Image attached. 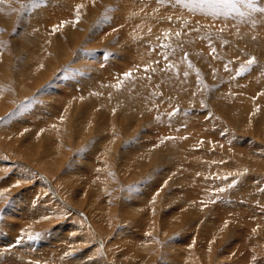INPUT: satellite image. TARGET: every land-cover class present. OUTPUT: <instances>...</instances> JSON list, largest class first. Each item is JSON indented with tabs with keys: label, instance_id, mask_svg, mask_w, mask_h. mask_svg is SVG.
I'll return each instance as SVG.
<instances>
[{
	"label": "rangeland",
	"instance_id": "obj_1",
	"mask_svg": "<svg viewBox=\"0 0 264 264\" xmlns=\"http://www.w3.org/2000/svg\"><path fill=\"white\" fill-rule=\"evenodd\" d=\"M77 1L95 14L75 6L62 24L48 10L67 0H0V117L15 112L0 122V264H264V14L245 0ZM134 4L158 25L144 48L120 29ZM87 56L102 70L89 87ZM39 242L50 253L31 259Z\"/></svg>",
	"mask_w": 264,
	"mask_h": 264
},
{
	"label": "bare ground",
	"instance_id": "obj_2",
	"mask_svg": "<svg viewBox=\"0 0 264 264\" xmlns=\"http://www.w3.org/2000/svg\"><path fill=\"white\" fill-rule=\"evenodd\" d=\"M55 1H57V0H55ZM59 1V0H58ZM72 1H75V2H72ZM128 1V2H127ZM54 2V1H53ZM67 2H68V5H59V7H52V9H50V10H48V13H49V17H48V19H53V18H55L56 17V15H58V14H60L61 13V15L60 16H57V18H56V20H58L59 22H64V21H66V16L73 22V23H75L76 21L75 20H77L78 18L77 17H80L81 16V14L83 15V13H85V14H91V15H94L95 14V9H96V7L94 6V5H86V4H83V3H80V2H78L77 0H67ZM66 2V3H67ZM125 2L128 4V5H130V4H132V2L130 1V0H125ZM56 3V2H55ZM63 3V2H62ZM86 3V2H85ZM35 4H38V2L37 3H35ZM44 4H48V2L46 1V2H44V3H41L40 5H41V7H44ZM50 4H52V1H49V5L48 6H50ZM65 4V3H64ZM93 4H94V2H93ZM79 5H83V7L82 8H79V9H77V10H79L80 11V13L81 14H77V12H75L74 14H76L77 15V17L75 16V17H72V15H73V12L72 11H74V10H76V8H73V7H75V6H79ZM135 6H132V7H127L126 8V11L124 12V14H123V21H121L120 22V25H121V31L123 32V33H125V31H127L126 33L128 34V33H130V32H133V33H135L134 35H136L135 37L137 38V40H138V43H137V45L138 46H140L141 48H144V47H146V46H149L148 44L146 45V43H145V41L142 39V40H140L139 39V35L140 34H142V35H144V39L146 38V42H149V37L150 38H152L151 37V33L152 32H150V34H147V32H142V31H144L143 29H147V28H150V27H152V24H153V28H151L152 30H154V28L156 29L157 27H158V25H156L155 23H151V21H150V18L148 19L149 20V22H145V21H143L142 19H141V17H142V15H141V13L139 12V10H135V9H137L138 8V5L137 4H134ZM65 6H69L68 7V9L65 11ZM88 6V7H87ZM95 8H94V7ZM37 7H40L39 5H37L35 8H37ZM35 8H33V9H35ZM39 10V9H38ZM97 10V9H96ZM34 11H36V9L35 10H33V12ZM70 11V12H69ZM83 12V13H82ZM91 12V13H90ZM35 14H33V15H35V17L39 14L40 15V13H41V11L40 12H34ZM36 13H37V15H36ZM71 13H72V15H71ZM84 14V15H85ZM119 14V13H118ZM142 14L144 15V17L146 16V14L144 13V11H142ZM48 15V14H47ZM83 15V16H84ZM32 16V15H31ZM42 16V15H41ZM120 16H121V18H122V14H120ZM38 17V16H37ZM43 17V16H42ZM84 17H86V16H84ZM77 18V19H76ZM81 18H83V17H81ZM80 18V19H81ZM38 19V18H37ZM88 19V18H87ZM91 19V18H90ZM45 20H47L46 18L45 19H42V21H45ZM74 20V21H73ZM84 21H80L79 22V24H77V26H78V28H77V32H78V30H80V32L79 33H81V32H83L84 31V23H83ZM57 22L56 21H54V23L53 24H56ZM92 30V29H91ZM135 31V32H134ZM119 35H120V32H119ZM155 38V37H154ZM110 39V38H109ZM112 39V38H111ZM112 40H116V41H121L122 39L120 38V36H118V37H116V38H113ZM111 43V42H110ZM109 43V44H110ZM115 42H113V44H114ZM117 43V42H116ZM112 44V45H113ZM115 54V53H114ZM121 55H122V53L121 52H118L117 53V55L116 56H119V57H121ZM114 57H115V55H114ZM111 58H112V56H111ZM80 59H82V58H80ZM113 59V58H112ZM122 59V58H121ZM83 60V59H82ZM84 61V63L86 62V63H89L90 62V64H89V71L88 72H83V74H84V76H85V79H83L82 81H83V85L84 86H87V87H89V86H91V82H92V80H91V78H95L94 77V75L95 76H97V78H99V76L102 74L101 72H102V70L100 69V64H101V62L99 61V60H97V58L96 57H86L85 58V60H83ZM101 61H103V60H101ZM113 64L111 65V69H109L111 72H109V75H112L113 77H116V76H118V72H119V70H118V68H119V62H115L114 60H113ZM27 64H28V67L29 68H31V64L33 63L32 61H31V59H28L27 60V62H26ZM25 63V64H26ZM110 63H112V62H110ZM99 64V65H98ZM84 65V64H83ZM120 65H121V63H120ZM126 65V63L124 64V68H126L127 66H125ZM23 68V67H22ZM22 68H21V70H22ZM25 68H27V67H25ZM28 68V69H29ZM52 68V67H51ZM69 67H67L66 68V70L68 69ZM53 69V68H52ZM121 70H122V67L120 68ZM55 70V68L51 71V73L53 72ZM152 70V69H151ZM127 71H129V69H127ZM126 70H125V72H127ZM29 72V71H28ZM34 73L33 74H31L30 76H27V73L24 75V77H23V80H25L24 81V85H26V86H34V88L39 84V83H41L42 81H44V75H46V74H48V72H46V71H44L43 69H42V67H40V68H37V71H33ZM152 72H154V71H152ZM132 73V72H131ZM138 73V72H137ZM53 74V73H52ZM97 74V75H96ZM135 74V73H134ZM51 74H49V76H50ZM70 75V77H71V74H69ZM138 74H136V76H137ZM92 76V77H91ZM91 77V78H90ZM74 78V77H73ZM90 78V79H89ZM124 78V77H123ZM72 79V78H71ZM53 80H55V79H53ZM91 80V81H90ZM98 80V79H97ZM28 81V82H27ZM57 81V80H56ZM73 81H75V78H74V80ZM80 82H81V80H80ZM54 83H56V82H54ZM99 83H101V82H99ZM98 83V84H99ZM104 83V82H103ZM102 83V84H103ZM96 84V83H95ZM104 86H106L105 84H103ZM70 86V85H69ZM69 86L67 87V88H69ZM97 86H99V85H97ZM59 87V86H58ZM66 87V86H65ZM100 87V86H99ZM111 87V86H110ZM40 90V89H39ZM57 90V89H56ZM59 90V89H58ZM67 90V89H66ZM103 91L104 90H107L108 91V89H102ZM60 91H62V90H60ZM59 91V92H60ZM112 91V90H111ZM115 91V90H114ZM35 92V91H34ZM58 91H57V93H59ZM72 92V91H71ZM117 92V91H116ZM49 93V92H48ZM96 93H98V90H97V92ZM104 93H107L106 91L104 92ZM114 93V92H113ZM112 93V94H113ZM39 95V94H38ZM98 95V94H97ZM104 95H106V94H104ZM107 95H108V93H107ZM106 95V96H107ZM115 95H118V94H115ZM78 96V95H77ZM110 96H114V95H110ZM109 96V97H110ZM59 97H61L60 95H59ZM64 97H65V95H64ZM63 97V98H64ZM68 97V96H67ZM84 97V96H83ZM114 97H116V96H114ZM119 97V96H118ZM54 98V97H53ZM112 98V97H111ZM73 99H76L77 100V98H72V100ZM87 100V101H86ZM85 101L83 100V103L85 102L86 103V107L84 108L83 107V110H85V109H87V110H85V113L86 112H90V111H93L92 109H93V107L92 106H96V107H98L99 108V110H101L102 109V105H100V104H97L96 102H95V100H91L90 101V99H86ZM89 100V101H88ZM113 100V99H112ZM117 100V99H116ZM124 100V99H123ZM60 100H59V98H58V102H59ZM56 102V101H55ZM57 102V103H58ZM67 102H68V100H67ZM71 102H73V101H71ZM78 102V101H77ZM79 102H81V101H79ZM62 103V102H61ZM87 103H89L88 105H87ZM44 104V103H43ZM63 104H66V103H63ZM70 105L69 106H71V107H73V108H75L76 107V105L78 104V103H74L75 104V106H72L71 105V103H69ZM82 103H79V105H81ZM50 105V104H49ZM60 106V105H59ZM32 107V106H31ZM42 107H44V106H42ZM91 107H92V109H91ZM95 107V108H96ZM58 108V107H57ZM56 108V109H57ZM60 108V107H59ZM61 108H62V106H61ZM67 108V107H66ZM72 109V108H71ZM67 110V109H66ZM74 110H76V108L74 109ZM82 110V109H81ZM98 110V109H97ZM98 110V111H99ZM29 111V110H28ZM94 112V111H93ZM35 113V112H34ZM45 114V113H44ZM25 115V114H24ZM32 115V114H31ZM46 117V116H45ZM86 124V123H85ZM157 126H159V125H157ZM104 129V128H103ZM101 132V131H100ZM102 132H103V130H102ZM79 133V132H78ZM93 141V140H92ZM95 143V142H94ZM90 144V143H89ZM93 146V145H92ZM89 147H91L90 145H88V148ZM22 148V146L20 147V149ZM49 149L51 148V147H48ZM48 149V151H50ZM59 149V148H58ZM93 151V150H92ZM48 153H50V152H48ZM50 155V154H49ZM157 167H159V166H157ZM40 175H42V174H40ZM43 177H46L45 175L43 176ZM43 179H45V178H43ZM57 195V198L58 199H62L61 198V194L60 193H58V194H56ZM63 200V199H62ZM64 202V201H63ZM30 203V202H29ZM20 205V204H19ZM39 205V204H38ZM33 206H35V205H32L31 207H33ZM30 207V209H33V208H31ZM35 208V207H34ZM29 209V208H28ZM36 209V208H35ZM37 210V209H36ZM37 211H39V210H37ZM31 213H33V212H31ZM27 214H29V213H27ZM35 215V214H34ZM37 215V214H36ZM70 220V219H69ZM72 220V219H71ZM70 220V221H71ZM74 220V219H73ZM92 221V220H91ZM72 222V221H71ZM74 223V222H73ZM75 223H77V222H75ZM26 234V233H25ZM29 243V242H28ZM20 244H22V243H19L18 245H16L17 247H15V248H13V249H16V248H18V247H20L21 248V250H19V253L17 254V255H21L22 257H23V253H20V252H23V251H26L25 250V248H28V250L30 251L31 249H32V247H31V245H25L26 244V242H25V244H22V245H20ZM40 244V245H39ZM39 244H35L37 247V252H35L33 255H30L29 257L32 259V258H38V252H42V253H44L45 255L47 254L48 255V253H50L49 251H47V248L46 247H49L48 246V243L46 242V245H44V243H42V242H39ZM12 250V249H11ZM32 250H34V249H32ZM26 252H28V251H26ZM31 253V252H30ZM30 253H28V254H30ZM33 253V252H32ZM14 254H16V253H14ZM19 255V256H20ZM28 256V255H27ZM25 258V257H24ZM4 259H8L7 257H5L4 256ZM28 259V258H27ZM16 260V259H15ZM245 260V259H244ZM1 261H3V260H1ZM40 262V261H39ZM14 263V262H13ZM41 263V262H40ZM8 264V263H7ZM42 264V263H41Z\"/></svg>",
	"mask_w": 264,
	"mask_h": 264
},
{
	"label": "snow or ice",
	"instance_id": "obj_3",
	"mask_svg": "<svg viewBox=\"0 0 264 264\" xmlns=\"http://www.w3.org/2000/svg\"><path fill=\"white\" fill-rule=\"evenodd\" d=\"M31 2L35 5V3H37V0H31ZM161 2H164V0H161ZM177 2H180V0H177ZM245 2L248 3L250 7H252L253 11H258V12L264 14V7L257 8L256 5H255L254 0H245ZM78 7H79V8H82L83 5H79ZM104 19H108V17L105 16ZM168 19H171V17H169ZM66 23H68V21H64V22H62V24H66ZM177 34H179V33H177ZM213 51H215V49H213ZM254 62H255V57H253L252 59H250V60L247 61V66H251ZM247 66L242 65V66H241V71H246V70H247ZM67 70H71L70 66H69V68H68ZM152 71H155V69H152ZM123 75H124L125 78H130L131 75H132V73H131V72H125ZM29 99H30V100H34V99H36V98H35V97H32V98H29ZM26 106H27L26 103H22V104L18 107V109H17L16 111H22ZM13 115H15V112H13V113H9V114H8L7 116H5V117H0V122H3V121H5V120L10 119L11 116H13ZM25 131H28V130L25 129ZM21 135H23V133H21ZM165 139L170 140V139H174V137H166ZM185 139H187V137H185ZM161 143H164V141L162 140ZM200 143H203V140H201ZM245 171H247V170H245ZM197 175H199V173H197ZM225 179H227V178L225 177ZM234 182H235V181H233V183H234ZM165 184H167V181H165ZM18 185H19V181H17V182H16V185H14V186H18ZM4 191H8V189H4ZM218 191H219V192H223V191H225V189L220 188V189H218ZM10 202H11V201H9V203H10ZM213 202H215V201H213ZM201 203H203V202H201ZM2 211H3V210H0V212H2ZM49 218H50L49 216H44V217H43V219H45V220H47V219H49ZM225 224H227V221L225 222ZM54 226H55V225H54ZM49 231H50V230H49ZM253 231H256V230L253 229ZM43 235H44V233H41V232H35V233H31V232H30V233L27 234V239H28V240H38V239H40ZM149 235H150V234H149ZM23 238H24L23 236L18 237L17 240H16V243H20V242L22 241ZM9 247H11V246H9ZM65 255H71V253H65Z\"/></svg>",
	"mask_w": 264,
	"mask_h": 264
}]
</instances>
